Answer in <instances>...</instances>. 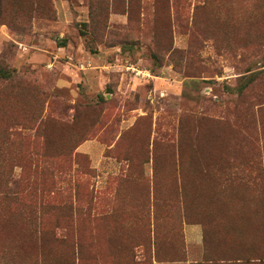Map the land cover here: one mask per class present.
Listing matches in <instances>:
<instances>
[{"label": "rangeland", "instance_id": "1", "mask_svg": "<svg viewBox=\"0 0 264 264\" xmlns=\"http://www.w3.org/2000/svg\"><path fill=\"white\" fill-rule=\"evenodd\" d=\"M184 222L264 264V0H0V264H152Z\"/></svg>", "mask_w": 264, "mask_h": 264}, {"label": "crops", "instance_id": "2", "mask_svg": "<svg viewBox=\"0 0 264 264\" xmlns=\"http://www.w3.org/2000/svg\"><path fill=\"white\" fill-rule=\"evenodd\" d=\"M224 244L216 234L207 233L200 222H184L182 226V246L175 258H153L152 264H237L240 261H225L220 255ZM178 251V252H179ZM176 252V253H178Z\"/></svg>", "mask_w": 264, "mask_h": 264}, {"label": "trees", "instance_id": "3", "mask_svg": "<svg viewBox=\"0 0 264 264\" xmlns=\"http://www.w3.org/2000/svg\"><path fill=\"white\" fill-rule=\"evenodd\" d=\"M247 238L248 237H246L244 239H247ZM254 241H255L254 238H252V242H250V243H248L246 245H245V243H244V245H243V243H241L240 249H238L239 251H228L225 254H223V258H221V259H223L225 261H240L241 262V261L244 260L243 259V254L244 253L246 255V258H249V259H257V258H259V257H257L256 254L253 253L254 251L252 249V245L254 244Z\"/></svg>", "mask_w": 264, "mask_h": 264}]
</instances>
